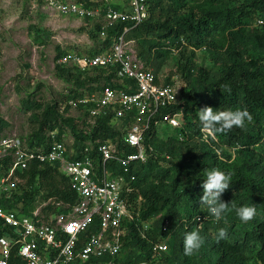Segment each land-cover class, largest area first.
Masks as SVG:
<instances>
[{"label": "trees", "instance_id": "16d2710c", "mask_svg": "<svg viewBox=\"0 0 264 264\" xmlns=\"http://www.w3.org/2000/svg\"><path fill=\"white\" fill-rule=\"evenodd\" d=\"M78 1L91 4L90 0ZM148 1L149 19L131 30L129 38L136 41L159 39L156 45L145 42L138 47L140 57L152 67L155 65L156 73L161 68V60L172 55L174 47L181 54L179 73L188 83L182 91L185 127L181 133L168 125L153 123L146 136L149 160L135 168L136 187L143 198L140 218L129 226L121 264H264V0ZM194 5H199V9ZM127 27L126 23H119L108 30L103 40L100 38L102 26L97 24L95 31L89 34L101 47L92 50L89 57L109 52L116 37ZM33 32L36 42L43 36L47 39L43 44L50 40L51 35L46 34L48 30L34 28ZM204 48L218 71L207 72L197 65L195 52ZM64 55L59 49L57 60ZM69 67L72 65L57 64V74L68 83L76 78L77 89L63 101L55 100L43 107L36 121L38 129L28 138L30 147L48 151L51 141L49 145L47 134L59 131L57 140L60 141L68 129L77 148H84L87 142L95 140L119 138V149L134 153L135 150L122 141L124 133L111 125V118L101 120L92 135H86L78 127V119L70 115L71 101L85 93L101 92L102 85L115 77L116 70L84 72L74 66L72 68L79 72L75 77L74 69ZM90 73H97V76H89ZM127 82L136 91L134 82ZM158 82L171 84L170 80L161 84L159 78ZM206 107L214 112L246 110L251 120L226 132L207 129L215 137L205 139V129L198 115L199 110ZM179 110L178 107L162 109L154 121ZM7 126L0 121V136ZM161 127L170 129L175 135L160 140ZM181 134L184 141L180 140ZM237 145L239 150L233 153ZM218 152L223 159L217 157ZM9 165L12 167V158L0 159V179L8 176ZM206 168H219L232 177L221 199L233 205L219 223L209 215L207 207L199 203L204 192L202 180L206 178ZM1 170L6 174L2 175ZM15 175L26 183L20 187V193L0 194L3 210L30 215L47 204L45 213L59 214L63 210L57 204L75 205L78 201L70 179L53 165L33 163L29 169L18 170ZM253 205L257 209L254 219L241 222L236 209ZM220 228L227 229L226 239H218ZM192 230L200 232L204 243L198 251L186 256L184 237ZM9 231L0 218V237ZM166 239H169L171 250L168 247L166 253L156 252V245L166 244ZM17 261L20 262L14 259L11 264Z\"/></svg>", "mask_w": 264, "mask_h": 264}, {"label": "built area", "instance_id": "2783aa9c", "mask_svg": "<svg viewBox=\"0 0 264 264\" xmlns=\"http://www.w3.org/2000/svg\"><path fill=\"white\" fill-rule=\"evenodd\" d=\"M32 1L41 2L52 14L99 22L103 40L119 23L128 25L109 52L95 57L67 53L58 64L74 65L84 72L116 70L101 92L85 93L69 104L79 113L74 118L84 124L86 135H92L101 120L111 118V125L124 133L122 141L135 152L120 150L119 138L95 140L77 148L74 139L68 145L66 134L58 141L59 131H52L47 134L51 146L44 151L26 146L16 132L1 135L0 159L12 158L11 177L33 163L53 165L70 179L78 201L75 205L57 204L63 210L59 214L45 213L47 204L30 215L0 209V218L10 228L0 237V264H11L14 259L20 260L15 264H121L129 226L140 218L143 198L136 187L135 168L149 160L146 136L153 123L184 131L182 89L175 83L160 85L153 67L140 57L137 41L129 38L131 30L149 19L148 0H90L91 4L78 0ZM127 81L134 82L136 91ZM172 107L180 110L154 121L162 109ZM203 132L205 139L214 138L211 130ZM180 140H185L183 134ZM150 152H154L152 147ZM155 251L166 253L168 245L158 244Z\"/></svg>", "mask_w": 264, "mask_h": 264}, {"label": "rangeland", "instance_id": "374dc122", "mask_svg": "<svg viewBox=\"0 0 264 264\" xmlns=\"http://www.w3.org/2000/svg\"><path fill=\"white\" fill-rule=\"evenodd\" d=\"M116 1L122 3V0ZM194 7L199 9V5ZM98 23L52 14L41 2L38 4L32 0H0V121L8 124L1 135L8 136L16 132L25 145L30 146L28 138L38 129L36 121L43 112V107L55 100L63 101L71 91L77 89L74 82L76 78L68 83L57 74L59 49L64 54L89 57L92 50L101 47L89 34L90 31H95ZM34 28L48 30L46 34L51 35L50 40L43 44L47 41L43 36L40 42H36ZM145 42L156 45L159 39H143L137 41V46L140 47ZM156 51L158 49L154 53ZM195 53L199 67L211 73L218 71L215 61L205 48L196 50ZM179 63L181 54L174 47L172 55L161 60V68L155 73L161 84L170 80L183 91L188 83L184 75L179 73ZM154 68L156 69L155 65ZM72 69L75 77H78L79 72ZM89 76L96 77L97 73H90ZM70 115L78 117L79 113L71 109ZM83 125L82 122L78 123L80 129H83ZM174 135L166 127L159 130L160 140ZM65 139L71 145L73 136L68 129ZM11 170L12 167L8 176L0 179V194L15 191L20 193V187L26 183L15 174L11 177ZM1 173L6 174L3 170ZM164 242L171 250L169 239Z\"/></svg>", "mask_w": 264, "mask_h": 264}, {"label": "clouds", "instance_id": "9594fccd", "mask_svg": "<svg viewBox=\"0 0 264 264\" xmlns=\"http://www.w3.org/2000/svg\"><path fill=\"white\" fill-rule=\"evenodd\" d=\"M226 87V86H225ZM210 107L199 110L198 119L201 121L203 129L219 130L226 132L233 128V126H243L247 121L251 120V116L246 110L243 111H227L220 112L219 110L213 111ZM239 150V145L232 149L235 153ZM219 159H223L221 153H217ZM234 158V156H233ZM205 179L202 180V188L204 189L203 195L199 203L202 207H207L209 215L215 222L219 223L224 220L230 205L222 201L223 193L229 189L231 185V174L221 171L219 168H206L204 171ZM257 209L253 206H241L236 209V215L243 223H248L253 220L256 215ZM226 222V221H225ZM227 229L220 228L217 236L218 239L227 238ZM204 243V238L198 230L187 232L184 237V254L191 256L195 251H198Z\"/></svg>", "mask_w": 264, "mask_h": 264}, {"label": "crops", "instance_id": "0c3cea01", "mask_svg": "<svg viewBox=\"0 0 264 264\" xmlns=\"http://www.w3.org/2000/svg\"><path fill=\"white\" fill-rule=\"evenodd\" d=\"M39 207H40V206H39ZM7 234H8V233H7ZM7 234H6V235H7Z\"/></svg>", "mask_w": 264, "mask_h": 264}]
</instances>
